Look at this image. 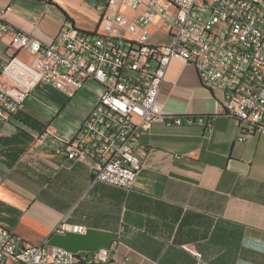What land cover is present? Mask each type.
<instances>
[{
  "label": "crops",
  "instance_id": "1",
  "mask_svg": "<svg viewBox=\"0 0 264 264\" xmlns=\"http://www.w3.org/2000/svg\"><path fill=\"white\" fill-rule=\"evenodd\" d=\"M0 8L7 26L0 29V70L13 52L31 60L24 49L9 47L13 32L44 44L63 23L101 33L106 12L121 10L127 39L145 33L149 43L169 41L160 21L135 24L144 3L0 0ZM46 87L35 88L0 123V226L24 242L72 252L107 247L119 235L118 256H127L126 264H264V133L239 140L241 125L224 112L223 92L201 85L193 65L172 59L166 66L157 98L163 113L183 120L155 121L141 135L145 157L131 189L93 182L88 164L53 153L59 140L76 135L99 86L61 134L52 122L61 106ZM61 222L84 225L85 232H59Z\"/></svg>",
  "mask_w": 264,
  "mask_h": 264
},
{
  "label": "built area",
  "instance_id": "2",
  "mask_svg": "<svg viewBox=\"0 0 264 264\" xmlns=\"http://www.w3.org/2000/svg\"><path fill=\"white\" fill-rule=\"evenodd\" d=\"M126 1L144 3L135 24L160 21L169 41L152 44L145 33L125 38L121 10L102 15L101 33L63 23L47 44L15 31L9 47L24 49L31 60L13 52L1 67L0 123L9 122L38 86L71 99L87 81L95 82L100 93L76 135L59 140L53 153L88 164L93 182L131 189L145 157L141 135L155 121L183 120L163 113L157 98L166 66L176 59L193 65L201 85L223 92L224 112L241 125L239 140L264 133V0ZM4 13L0 8V29L7 27ZM56 230L84 233L85 226L61 222ZM120 243L118 235L107 247L72 252L24 242L0 226V264H126L128 257L118 256Z\"/></svg>",
  "mask_w": 264,
  "mask_h": 264
},
{
  "label": "rangeland",
  "instance_id": "3",
  "mask_svg": "<svg viewBox=\"0 0 264 264\" xmlns=\"http://www.w3.org/2000/svg\"><path fill=\"white\" fill-rule=\"evenodd\" d=\"M98 85L93 82L92 85L86 86L84 90V94L80 96V98H67L62 94H59L55 90L46 87V91L50 95H55L56 102L61 106V109L57 116L53 118V124L57 127L58 132L64 133L67 129L70 123H72L76 118L79 117L80 112L86 105L87 100L89 97L93 94H96Z\"/></svg>",
  "mask_w": 264,
  "mask_h": 264
}]
</instances>
